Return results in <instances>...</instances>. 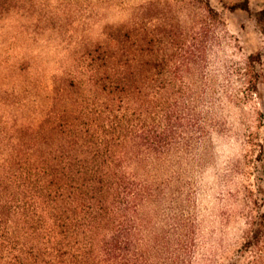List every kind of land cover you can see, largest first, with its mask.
<instances>
[{
    "label": "trees",
    "instance_id": "trees-1",
    "mask_svg": "<svg viewBox=\"0 0 264 264\" xmlns=\"http://www.w3.org/2000/svg\"><path fill=\"white\" fill-rule=\"evenodd\" d=\"M254 18L264 34V7ZM222 25L209 0H146L53 75L39 123L0 134V264H184L191 226L177 214L154 231L170 182L153 171L204 147ZM249 243H264V213Z\"/></svg>",
    "mask_w": 264,
    "mask_h": 264
},
{
    "label": "rangeland",
    "instance_id": "rangeland-1",
    "mask_svg": "<svg viewBox=\"0 0 264 264\" xmlns=\"http://www.w3.org/2000/svg\"><path fill=\"white\" fill-rule=\"evenodd\" d=\"M144 1L0 0V134L10 140L17 127L36 126L53 75L74 72L105 26ZM209 1L224 19L210 56L209 135L195 154L153 171L170 189L149 210L156 233L172 230L177 214L190 224L184 264H264V243H249L264 213V34L254 18L264 0H248L250 11L230 9L243 0Z\"/></svg>",
    "mask_w": 264,
    "mask_h": 264
}]
</instances>
